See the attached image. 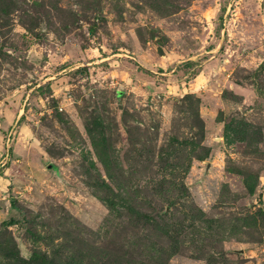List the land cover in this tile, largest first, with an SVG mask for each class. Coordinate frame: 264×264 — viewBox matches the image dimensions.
Masks as SVG:
<instances>
[{
	"label": "rangeland",
	"instance_id": "rangeland-1",
	"mask_svg": "<svg viewBox=\"0 0 264 264\" xmlns=\"http://www.w3.org/2000/svg\"><path fill=\"white\" fill-rule=\"evenodd\" d=\"M0 264H264V0H0Z\"/></svg>",
	"mask_w": 264,
	"mask_h": 264
},
{
	"label": "trees",
	"instance_id": "trees-1",
	"mask_svg": "<svg viewBox=\"0 0 264 264\" xmlns=\"http://www.w3.org/2000/svg\"><path fill=\"white\" fill-rule=\"evenodd\" d=\"M146 70H152V68L151 67H146ZM11 221V220H10Z\"/></svg>",
	"mask_w": 264,
	"mask_h": 264
}]
</instances>
